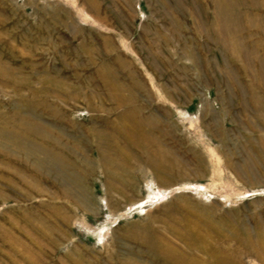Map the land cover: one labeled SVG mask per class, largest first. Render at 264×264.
Listing matches in <instances>:
<instances>
[{"label": "rangeland", "instance_id": "1", "mask_svg": "<svg viewBox=\"0 0 264 264\" xmlns=\"http://www.w3.org/2000/svg\"><path fill=\"white\" fill-rule=\"evenodd\" d=\"M0 264H264V0H0Z\"/></svg>", "mask_w": 264, "mask_h": 264}, {"label": "bare ground", "instance_id": "2", "mask_svg": "<svg viewBox=\"0 0 264 264\" xmlns=\"http://www.w3.org/2000/svg\"><path fill=\"white\" fill-rule=\"evenodd\" d=\"M48 155V154H47ZM51 156V155H50ZM54 160L56 161L57 159H55V157H54Z\"/></svg>", "mask_w": 264, "mask_h": 264}]
</instances>
